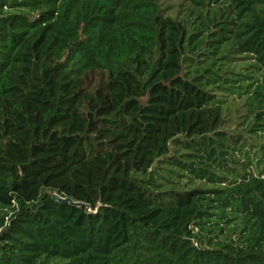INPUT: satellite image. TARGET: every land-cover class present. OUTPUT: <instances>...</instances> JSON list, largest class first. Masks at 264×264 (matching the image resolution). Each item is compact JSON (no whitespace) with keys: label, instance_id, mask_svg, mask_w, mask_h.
Instances as JSON below:
<instances>
[{"label":"trees","instance_id":"trees-1","mask_svg":"<svg viewBox=\"0 0 264 264\" xmlns=\"http://www.w3.org/2000/svg\"><path fill=\"white\" fill-rule=\"evenodd\" d=\"M165 1L0 0V264H264V0Z\"/></svg>","mask_w":264,"mask_h":264},{"label":"rangeland","instance_id":"rangeland-1","mask_svg":"<svg viewBox=\"0 0 264 264\" xmlns=\"http://www.w3.org/2000/svg\"><path fill=\"white\" fill-rule=\"evenodd\" d=\"M164 8H166V12L180 17L183 13L186 12L187 8L190 7L189 3L183 2L181 0H167L164 2Z\"/></svg>","mask_w":264,"mask_h":264},{"label":"water","instance_id":"water-1","mask_svg":"<svg viewBox=\"0 0 264 264\" xmlns=\"http://www.w3.org/2000/svg\"><path fill=\"white\" fill-rule=\"evenodd\" d=\"M52 197L54 199H56L57 201L62 202V203H70V204H73V205H76V206H84L85 205L84 203L74 201L72 198H69V197H66V198L61 197V196H59L56 193H54L52 195Z\"/></svg>","mask_w":264,"mask_h":264}]
</instances>
